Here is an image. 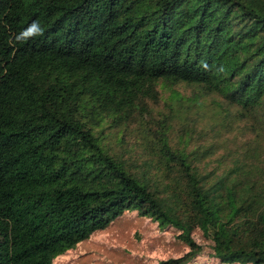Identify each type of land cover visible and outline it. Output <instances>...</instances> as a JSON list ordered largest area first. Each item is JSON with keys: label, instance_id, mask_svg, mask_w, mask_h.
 I'll return each instance as SVG.
<instances>
[{"label": "trees", "instance_id": "16d2710c", "mask_svg": "<svg viewBox=\"0 0 264 264\" xmlns=\"http://www.w3.org/2000/svg\"><path fill=\"white\" fill-rule=\"evenodd\" d=\"M132 213L264 264V0H0V264Z\"/></svg>", "mask_w": 264, "mask_h": 264}, {"label": "rangeland", "instance_id": "374dc122", "mask_svg": "<svg viewBox=\"0 0 264 264\" xmlns=\"http://www.w3.org/2000/svg\"><path fill=\"white\" fill-rule=\"evenodd\" d=\"M192 239L199 245L208 243L199 231L193 232ZM187 250L175 232L163 230L157 221L132 213L113 220L104 229L54 256L51 264H156L180 257ZM198 264L217 263L202 256Z\"/></svg>", "mask_w": 264, "mask_h": 264}, {"label": "clouds", "instance_id": "9594fccd", "mask_svg": "<svg viewBox=\"0 0 264 264\" xmlns=\"http://www.w3.org/2000/svg\"><path fill=\"white\" fill-rule=\"evenodd\" d=\"M43 28L36 22H33L26 30L20 34V39L34 38L43 34Z\"/></svg>", "mask_w": 264, "mask_h": 264}]
</instances>
